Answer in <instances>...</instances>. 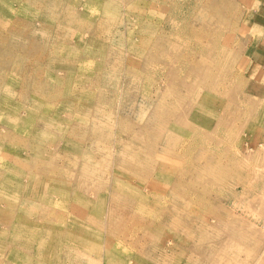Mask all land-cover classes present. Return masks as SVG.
I'll return each mask as SVG.
<instances>
[{"label":"rangeland","instance_id":"1","mask_svg":"<svg viewBox=\"0 0 264 264\" xmlns=\"http://www.w3.org/2000/svg\"><path fill=\"white\" fill-rule=\"evenodd\" d=\"M0 264H264V0H0Z\"/></svg>","mask_w":264,"mask_h":264},{"label":"bare ground","instance_id":"2","mask_svg":"<svg viewBox=\"0 0 264 264\" xmlns=\"http://www.w3.org/2000/svg\"><path fill=\"white\" fill-rule=\"evenodd\" d=\"M73 6V5H72ZM67 7V6H66ZM68 12H69V10H68ZM133 12V11H132ZM78 13V12H77ZM50 14H51V12H50ZM57 14V13H56ZM55 15V14H54ZM78 15V14H77ZM84 15V14H83ZM163 16H164V14H163ZM54 18V17H53ZM85 18V17H84ZM77 19V18H76ZM79 21V20H78ZM83 21V20H82ZM89 21V20H88ZM72 23V22H71ZM74 23L76 24L77 23V21L75 22L74 21ZM73 23V24H74ZM88 23V22H87ZM75 24H74V26H75ZM79 24V23H78ZM70 25V24H69ZM88 25H89V23H88ZM78 26V25H77ZM57 27V26H56ZM64 27V26H63ZM71 27V26H70ZM79 27V26H78ZM61 28V27H60ZM66 28V27H65ZM84 28V27H83ZM71 29V28H70ZM53 30V29H52ZM58 30H59V27H58ZM65 30V29H64ZM67 30H68V28H67ZM86 44V43H85ZM163 56V55H162ZM167 56V55H166ZM165 58V57H164ZM6 115H7V113H6ZM8 116H9V114H8ZM9 173V172H8ZM20 177V176H19ZM33 177V176H32ZM2 178H3V176H2ZM21 178V177H20ZM29 180H30V178H29ZM29 182V181H28ZM34 182V181H33ZM3 186V185H2ZM27 186H28V184H27ZM29 187V186H28ZM33 188V187H32ZM8 189V188H7ZM31 190V189H30ZM47 190V189H46ZM6 191V190H5ZM32 192V191H31ZM35 194V193H34ZM29 195V194H28ZM2 196H4V195H2ZM93 249H95V248H93Z\"/></svg>","mask_w":264,"mask_h":264}]
</instances>
